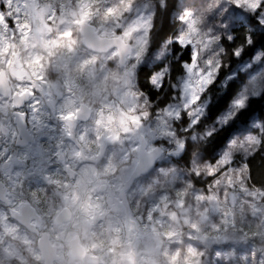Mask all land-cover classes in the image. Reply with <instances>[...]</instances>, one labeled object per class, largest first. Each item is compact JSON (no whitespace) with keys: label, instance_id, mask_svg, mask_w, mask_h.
<instances>
[{"label":"snow or ice","instance_id":"snow-or-ice-1","mask_svg":"<svg viewBox=\"0 0 264 264\" xmlns=\"http://www.w3.org/2000/svg\"><path fill=\"white\" fill-rule=\"evenodd\" d=\"M175 8L169 0H0V96L6 108L18 109L25 98L44 93L56 107L61 86L48 74H63L62 127L34 118L28 135L55 141L47 157L68 177L54 181L59 205L37 202L19 183L0 182V264H63L65 248L79 264H136L135 253L118 259L117 249L146 239L164 264H212L204 259L209 249L215 264H231L233 253L214 246L264 238V231L243 227L245 205L264 217V190L246 186L247 164L231 166L235 153L264 149V107L236 94L241 81L220 78L225 55L261 59L264 0H181L182 27L153 56L154 15L171 16ZM170 45L176 46L171 53ZM170 54L184 73L176 83L171 63H164ZM154 59L160 63L148 82L157 90L167 83L174 100L155 112L137 80L138 67ZM78 120L86 127L77 129ZM7 123L0 120V134ZM182 154L191 155L190 167L172 165ZM202 175L216 177L208 194L192 180ZM237 186L252 199L238 201ZM260 252V259L237 264H264Z\"/></svg>","mask_w":264,"mask_h":264},{"label":"rangeland","instance_id":"rangeland-1","mask_svg":"<svg viewBox=\"0 0 264 264\" xmlns=\"http://www.w3.org/2000/svg\"><path fill=\"white\" fill-rule=\"evenodd\" d=\"M155 2V0H153ZM180 4L181 0H179L178 8L175 12L176 17L180 14ZM182 27L181 22H179L177 26L176 33ZM119 31V30H118ZM175 33V34H176ZM174 34V35H175ZM174 35L172 37H174ZM159 51V48L152 52L153 56L155 53ZM260 60L252 58L251 60H245L244 62L240 63L239 68L243 69L247 73V79L244 83L243 89L237 94L243 95L247 99L250 95H259L264 87V55L260 53ZM147 61V56H146ZM168 60L164 61V63H169ZM160 61H156L155 59L151 63H147L150 65H159ZM109 67L115 68V64L113 62L108 63ZM155 72V71H154ZM51 78L60 80L59 73H51ZM61 96L56 98V101L62 103L66 99V94L63 93V83L61 84ZM39 101V105H36V101ZM174 103V101L169 102ZM168 103V104H169ZM7 100H5L2 96H0V120H7L8 123L6 127L10 129L8 134H0V180L8 181L13 184L19 183L22 187L24 193H26L30 198L36 200L37 202H48L55 205H59L61 202L60 197V188L59 186L54 183L55 180H60L62 182L67 181L68 177L60 164L59 161L51 160L47 157V154L50 152H54L55 149V141H50L44 136L36 135L37 141L36 143L29 144L25 146H16L15 145V138L17 136V126L14 122V115L15 109L6 108ZM166 106V105H165ZM164 106V107H165ZM57 103L56 107L48 103L44 93H40L36 97H30L25 104V106L21 109L28 113V127L32 132V129L35 127L33 120L37 118L43 122V124L51 129H59L62 127V122L58 119V112H57ZM163 108V107H162ZM158 110V109H157ZM156 110V111H157ZM86 121H79L76 122L77 129H83L86 127ZM15 133V134H13ZM160 141H154L153 144H159ZM244 156L242 153H235L233 157L232 167L238 168L242 167L245 163ZM179 157H174L171 160L173 166L178 168H184L179 162L177 161ZM4 162H8L9 166L7 168H3L2 164ZM204 162L206 163H213L205 158ZM157 167L168 165L164 162H157ZM227 169L228 166H225ZM219 176V175H217ZM201 181H203L202 185L195 187L205 194H208L209 188L208 185L212 183L206 180L207 176L202 175L198 177ZM193 179V177H192ZM48 185L47 187L51 190L49 194L44 196L45 199L38 198V191H36L37 187ZM181 185H177L176 187H180ZM246 186L250 190H254L256 188ZM262 190V189H261ZM233 191L229 189V192ZM38 193V194H37ZM37 194V195H36ZM220 196L223 199V188H221ZM236 194L239 200L248 199L251 200L250 197H244L242 193L239 192L238 186L236 188ZM170 195L174 196L173 192H170ZM148 205H145V210L147 209ZM135 211V209H133ZM158 215V214H154ZM235 219L237 225L240 226L241 224V215L240 212L237 211L235 215ZM243 227L245 230L249 231L250 233H256L258 231H264V217H254L251 214V211L248 209L247 205H245V213L243 218ZM81 243H87L85 240H81ZM194 245L196 242H192ZM200 247L201 250L203 246L197 245ZM173 248L176 246L173 245ZM220 247L221 250H226L232 252L233 255L230 258L231 264H237L239 258H248L251 259H260L261 258V250H264V238L257 236L254 240L250 241L248 244H238L230 248H224L223 246H214ZM131 251L135 253L134 259L136 264H149V261H152L154 264L153 257L156 255L155 251V243L150 239L142 240L139 244H137L132 249H117V258L119 259L121 256H126L127 252ZM186 253V248H181V255ZM206 260L212 261V264H215L216 257L211 254V249H209V254L205 256ZM225 264H229L228 260H225Z\"/></svg>","mask_w":264,"mask_h":264},{"label":"trees","instance_id":"trees-1","mask_svg":"<svg viewBox=\"0 0 264 264\" xmlns=\"http://www.w3.org/2000/svg\"><path fill=\"white\" fill-rule=\"evenodd\" d=\"M169 4H175L176 8L173 10L171 16H167L163 13H156L154 15V32L152 36V41L150 43V51L154 52L158 48H160L163 44V41L167 39L168 37H172L177 30V26L179 24V20L177 19L175 12L179 5V0H169ZM119 32V31H118ZM175 45H170V53L171 50L174 49ZM264 55V53H261ZM256 54H253V57ZM187 59V56L184 57ZM252 58L243 55L241 58L232 57L230 55H225L223 57L226 67H224L221 71V79L228 78V83H231L232 80L241 81L239 84V87L236 89V94L240 92L242 89L244 83L247 79V73L243 69H240V63L244 62L245 60H251ZM169 63H171L172 68L170 71V79L172 83H176L181 76L184 75L183 70L180 67L179 63H176L171 54L169 55ZM157 70V65H150V64H142L137 69V80H138V86L143 90L152 100L153 102V109L150 111L155 112L157 109L164 107L169 102L174 101L172 99L173 97V90L168 87L167 83L165 84L164 90H157L154 89L148 82V77L150 74L154 73V71ZM220 84L218 83L216 85V88H219ZM215 91V88L213 89ZM264 87L262 92L259 95H250L248 100L250 101H256V103L253 105V107H256L259 109L260 107H264ZM259 113H257L258 115ZM208 159L207 157H205ZM191 155H183L182 157H179L177 160L179 164H181L184 168L190 167ZM248 166V179H247V185L253 188H259L264 190V149L257 148L252 154L248 155L246 158H244L243 161ZM158 165H156L157 167ZM226 168V167H225ZM219 175V173H217ZM216 177L213 176H207L206 180L209 182L213 181ZM193 183L196 186L202 185L203 181H201L197 177H193ZM46 187V188H45ZM37 188L36 191H38V198L45 199V194L48 195L49 191H51L47 186L43 185ZM36 194V195H37Z\"/></svg>","mask_w":264,"mask_h":264},{"label":"water","instance_id":"water-1","mask_svg":"<svg viewBox=\"0 0 264 264\" xmlns=\"http://www.w3.org/2000/svg\"><path fill=\"white\" fill-rule=\"evenodd\" d=\"M30 98V97H29ZM29 98H25L23 103L21 104L20 108L15 109V115H14V122L17 126V136L15 138V145L16 146H26L30 143L35 142V136L34 134L30 137L28 133H31V130L28 127V113L26 111L21 110L25 104L27 103ZM20 113H24L23 116L20 115ZM84 121V120H81ZM9 128H5V132L3 134H8ZM9 166L8 162H4L2 164L3 168H7ZM0 182H4L3 180H0Z\"/></svg>","mask_w":264,"mask_h":264},{"label":"clouds","instance_id":"clouds-1","mask_svg":"<svg viewBox=\"0 0 264 264\" xmlns=\"http://www.w3.org/2000/svg\"><path fill=\"white\" fill-rule=\"evenodd\" d=\"M53 72H55V73H59L60 74V77H61V79L58 81V80H56V79H52L51 78V73H53ZM63 74L61 73V72H59V71H57V70H55V69H51L50 71H49V74H48V80H49V82L50 83H52V84H54V85H58V86H61V84L63 83ZM90 85L88 84V82L87 81H85V82H83L82 83V85H81V89H82V92L84 93V102L85 103H88L92 98L88 95V93H89V91H90ZM81 93H77V95L79 96ZM56 103H57V106L58 107H60V106H62L63 105V103H64V101L62 102V103H59V102H57L56 101ZM71 230V229H70ZM81 240H84L83 239V231L81 230ZM70 251V249H68V248H65L64 249V253H65V255H64V260H63V264H79V261L78 260H73L69 255H68V252ZM153 261H154V264H164V259L161 257V256H159V255H155L154 257H153ZM149 264H152V261H150L149 262Z\"/></svg>","mask_w":264,"mask_h":264},{"label":"flooded vegetation","instance_id":"flooded-vegetation-1","mask_svg":"<svg viewBox=\"0 0 264 264\" xmlns=\"http://www.w3.org/2000/svg\"><path fill=\"white\" fill-rule=\"evenodd\" d=\"M79 121H81V120H78L77 122H79ZM36 141H37V139H36V137H35V142H33V143H36ZM33 143H30V144H33ZM28 145H29V144H28ZM26 146H27V145H26ZM26 146H25V147H26ZM45 186H48V185L45 184ZM45 188H46V187H45Z\"/></svg>","mask_w":264,"mask_h":264},{"label":"bare ground","instance_id":"bare-ground-1","mask_svg":"<svg viewBox=\"0 0 264 264\" xmlns=\"http://www.w3.org/2000/svg\"><path fill=\"white\" fill-rule=\"evenodd\" d=\"M243 87H244V85H243ZM243 89V88H242Z\"/></svg>","mask_w":264,"mask_h":264}]
</instances>
